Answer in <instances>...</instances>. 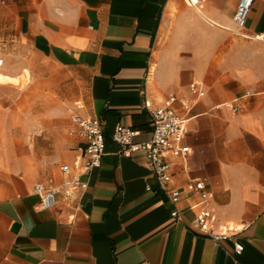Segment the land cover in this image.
<instances>
[{"label":"crops","instance_id":"0c3cea01","mask_svg":"<svg viewBox=\"0 0 264 264\" xmlns=\"http://www.w3.org/2000/svg\"><path fill=\"white\" fill-rule=\"evenodd\" d=\"M238 1L0 0V35L28 55L9 66L0 52L3 72L18 79L0 84V264H264V0L243 29L232 21ZM19 68L48 73L63 104L19 109L28 96ZM169 97L189 147L165 156L170 186L183 191L178 218L144 153H122L111 139L122 125L133 144L149 140L148 109ZM74 115L99 119L104 133L89 172L70 134ZM63 164L86 188L39 210L34 184L59 189ZM198 180L225 239L192 223L201 200L186 189Z\"/></svg>","mask_w":264,"mask_h":264},{"label":"built area","instance_id":"2783aa9c","mask_svg":"<svg viewBox=\"0 0 264 264\" xmlns=\"http://www.w3.org/2000/svg\"><path fill=\"white\" fill-rule=\"evenodd\" d=\"M190 7H196L199 0H185ZM255 0H239L232 15V21L237 29H243ZM191 89L196 88V84L190 85ZM202 93H200L201 95ZM175 98L165 99L158 107L148 109V116L152 123V134L149 140L133 144L132 138L135 131L122 125L116 126L111 139L121 147L125 148L122 153L131 151H142L147 159V164L151 170L152 177L157 183L159 189L166 196L168 202L172 205L171 217L178 218L180 212L177 208L180 203L183 191L170 186L172 180V166L165 159L167 154L173 158H184L189 152V147L183 145L182 139L185 131L184 119L176 112L174 108ZM232 113H237L239 106L233 103L224 104ZM72 123L75 130L70 134H77L82 139L84 172H89L92 168L100 164L105 147V137L101 122L97 118H83L78 115L72 117ZM64 175L61 187L56 189L50 183L44 184L38 181L34 184L33 192L38 196L37 208L39 210H50L56 206V194L63 192L69 195L71 191L83 190L86 184L78 176L71 175V168L67 164L60 166ZM146 190H150L146 186ZM187 192L197 193L201 204L193 207V225L203 235H206L216 241L225 239V235H218L214 232L216 221L215 214L206 205L207 194L204 191L202 181H193L188 187ZM243 250L241 244L234 245V254L240 255Z\"/></svg>","mask_w":264,"mask_h":264},{"label":"rangeland","instance_id":"374dc122","mask_svg":"<svg viewBox=\"0 0 264 264\" xmlns=\"http://www.w3.org/2000/svg\"><path fill=\"white\" fill-rule=\"evenodd\" d=\"M11 37L7 35H0V52H2L7 58V64L11 65L10 57H14L17 51H11ZM19 62L26 58L28 55L26 53H18ZM0 84L4 83H18L17 78H13L3 72L4 61L0 58ZM19 71L25 74L24 84H22L21 92L24 97L23 100L18 102L17 107L22 109L26 113V109L31 108H53L54 103L62 105L63 101L60 99L59 93H57V84L53 80H48V73L44 75V71L40 69L38 72H30L27 70L25 72L22 68ZM57 80V77H56ZM30 93H33L30 94ZM6 108H10V103L4 105Z\"/></svg>","mask_w":264,"mask_h":264}]
</instances>
